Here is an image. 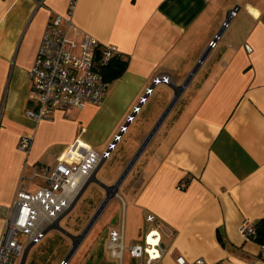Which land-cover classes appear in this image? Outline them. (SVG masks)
<instances>
[{
  "label": "crops",
  "instance_id": "obj_1",
  "mask_svg": "<svg viewBox=\"0 0 264 264\" xmlns=\"http://www.w3.org/2000/svg\"><path fill=\"white\" fill-rule=\"evenodd\" d=\"M69 2L0 0V234L30 165L55 166L71 146L79 155L96 152L100 165L85 173L69 210L129 129H144L151 131L114 155L104 173L110 184H96L105 197L98 212L116 197L143 239L159 227L167 250L162 264H176L179 255L264 262L260 243L239 231L245 219H264V0H77L75 26L116 45L126 70L100 104L56 110L35 123L24 113L27 72L47 23L66 14ZM236 5V17L221 30ZM219 31L217 47L209 49ZM22 135L33 139L28 156L17 147ZM184 177L189 185L178 190ZM126 180L127 202L118 192ZM111 230H122L124 245L132 244H125L124 219Z\"/></svg>",
  "mask_w": 264,
  "mask_h": 264
},
{
  "label": "built area",
  "instance_id": "obj_2",
  "mask_svg": "<svg viewBox=\"0 0 264 264\" xmlns=\"http://www.w3.org/2000/svg\"><path fill=\"white\" fill-rule=\"evenodd\" d=\"M43 1L37 0V6ZM76 5L77 0H70L66 14L57 13L47 23L34 62L27 72L29 99L24 113L35 123L51 119L56 110L82 109L89 103L100 104L108 90L109 83L102 71L111 59L119 55L118 48L116 45L100 43L75 26L73 14ZM238 11V5L228 11L221 30L229 26ZM220 38L219 31L209 41L208 48L217 47ZM32 145V137H19L17 147L25 155H30ZM72 149L73 146L59 156L55 166L35 162L30 165V174L20 178L0 234V264H15L17 259L19 264H23L26 250L20 236L26 235L29 245L48 230L47 221L54 223L57 219L58 222L63 212L71 206L72 197L80 191L85 173L95 171L100 165L101 159L91 148L84 149L82 155L77 154V150L72 153ZM189 181V177H184L176 188L186 189ZM154 220L152 215L146 218L147 222L153 223ZM239 231L244 239H253L255 222L245 219ZM123 239L122 230H111L107 244L110 255L119 259L120 264H123L125 252L135 264H162L167 254L159 227L147 231L143 244L125 246ZM260 249L264 250V243H260ZM69 262L67 256L59 264ZM175 263L223 264L209 263L202 257L187 260L182 255L175 258Z\"/></svg>",
  "mask_w": 264,
  "mask_h": 264
},
{
  "label": "rangeland",
  "instance_id": "obj_3",
  "mask_svg": "<svg viewBox=\"0 0 264 264\" xmlns=\"http://www.w3.org/2000/svg\"><path fill=\"white\" fill-rule=\"evenodd\" d=\"M148 107L149 104L146 108ZM1 115L2 110L0 118ZM150 131H144V129L133 131L129 129L123 140L116 145L113 154L102 164L101 169L95 176V181L89 183L86 189L79 194L77 200L67 212H63L60 219H58V223H56L57 219L54 220L53 224H57L56 227L45 231L41 237L29 245L27 236L23 234L20 236V241L26 250L23 264H58L61 258L67 256L70 259L69 264H120L119 259L108 258L109 251L105 249V242L110 238V228H119L122 219L125 223V244L129 242L143 244L144 239L142 238L141 229L129 221V212L125 210L121 201L118 202V198H111L103 206V210L98 212L105 197L101 199L96 184L98 182L105 185L110 184L104 179V173L117 161L114 155L117 152L121 154L126 144H130L137 137ZM123 182L121 181L118 192L126 201L123 192H126L129 187L125 186L127 180ZM117 202L121 204L118 209H115ZM95 207L96 209H93ZM90 223L91 225H89ZM71 238L74 243H72ZM83 251H86L85 255H83ZM127 256L128 254L125 252L123 264H133V260L128 259ZM15 264H19V259L16 260Z\"/></svg>",
  "mask_w": 264,
  "mask_h": 264
},
{
  "label": "trees",
  "instance_id": "obj_4",
  "mask_svg": "<svg viewBox=\"0 0 264 264\" xmlns=\"http://www.w3.org/2000/svg\"><path fill=\"white\" fill-rule=\"evenodd\" d=\"M127 62L126 59L121 58L118 55L111 59L110 63L102 71L105 80L110 83L119 78L126 70ZM253 239L258 243H264V219L255 222V236ZM129 257L130 256L128 255L127 258L131 259ZM133 264H135V261H133Z\"/></svg>",
  "mask_w": 264,
  "mask_h": 264
},
{
  "label": "water",
  "instance_id": "obj_5",
  "mask_svg": "<svg viewBox=\"0 0 264 264\" xmlns=\"http://www.w3.org/2000/svg\"><path fill=\"white\" fill-rule=\"evenodd\" d=\"M89 226V225H88ZM73 250V249H72ZM72 252V251H71Z\"/></svg>",
  "mask_w": 264,
  "mask_h": 264
}]
</instances>
